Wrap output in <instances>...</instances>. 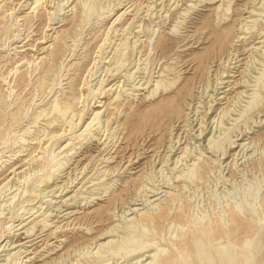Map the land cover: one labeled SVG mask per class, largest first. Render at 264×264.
I'll use <instances>...</instances> for the list:
<instances>
[{
	"label": "rangeland",
	"instance_id": "obj_1",
	"mask_svg": "<svg viewBox=\"0 0 264 264\" xmlns=\"http://www.w3.org/2000/svg\"><path fill=\"white\" fill-rule=\"evenodd\" d=\"M85 2L0 0V264H264V0Z\"/></svg>",
	"mask_w": 264,
	"mask_h": 264
},
{
	"label": "bare ground",
	"instance_id": "obj_2",
	"mask_svg": "<svg viewBox=\"0 0 264 264\" xmlns=\"http://www.w3.org/2000/svg\"><path fill=\"white\" fill-rule=\"evenodd\" d=\"M86 0H83V2H85ZM85 4H86V2H85ZM87 5V4H86ZM101 58V57H100ZM100 62V61H99ZM112 63V62H111ZM96 64V63H95ZM100 66H102V65H100ZM93 67H95V66H93ZM97 67V66H96ZM119 67V66H118ZM90 68H91V66H90ZM93 69V68H92ZM110 69H113V68H111L110 67ZM110 69H107L108 71L110 70ZM116 70H117V68H116ZM95 72V71H94ZM87 75V74H86ZM89 75V74H88ZM92 75V74H91ZM89 77V76H88ZM91 77V76H90ZM93 77V76H92ZM106 78V77H105ZM92 79V78H91ZM90 79V80H91ZM88 80V79H87ZM85 81V80H84ZM101 82H103V81H101ZM90 85H92V84H90ZM161 86H162V89H166L167 87H166V85H164V84H161V83H158L157 84V88H156V91L158 90V89H160L161 88ZM251 98V97H250ZM250 102V101H249ZM57 109V103H56V101H51L50 103H49V105H48V107L47 108H43V109H41L40 111H39V114L37 115V118L36 119H41V118H49V116H50V114L53 112V111H55ZM58 110V109H57ZM98 113H95L94 114V116H93V118L88 122V123H86V127H88L91 123H93L95 120H98L99 119V117H98V115H97ZM164 115V114H163ZM162 116V115H161ZM74 116L72 115L71 117H70V120L68 121V124H70V122H71V120H72V118H73ZM49 123H52V121L50 120L49 121ZM94 124V123H93ZM85 127V128H86ZM201 134H202V132H201ZM55 135H57V134H51V136L49 137V138H53V137H55ZM208 142H209V140H207ZM211 143V142H210ZM52 153H54V152H52ZM24 179V178H23ZM26 179V178H25ZM5 186V185H4ZM4 186H2L1 188H0V192L2 191V189L4 188ZM6 187V186H5ZM61 188V187H60ZM3 193V192H2ZM94 194H100V193H94ZM96 198V197H95ZM9 200V199H8ZM5 201V200H4ZM129 210V209H128ZM134 210V209H133ZM30 217V216H29ZM17 226V225H16ZM118 227H120V226H118ZM116 226L115 227H112V228H110V229H108L107 231H104V233H102V237L103 236H105L104 238H107V237H109L110 235H109V233H113V231H116ZM127 228V227H126ZM19 229V228H18ZM121 229V228H120ZM123 229V228H122ZM118 230V229H117ZM34 232L33 231V228L32 227H30V228H27L26 229V232ZM119 231V230H118ZM126 233V232H125ZM33 234V233H32ZM106 235H108V236H106ZM113 234H111V236H112ZM114 242V241H113ZM20 245V244H19ZM107 246L108 248H112V247H114V245H113V243L111 242V240H109L108 242H106V243H103V244H100V245H98L99 247H103V246ZM17 246V245H16ZM106 247V248H107ZM13 248H15V247H13ZM12 248V249H13ZM21 249V248H20ZM7 250V249H6ZM24 250V249H23ZM151 253V252H150ZM149 253V254H150ZM12 254V252H8V257L10 256ZM20 254V253H19ZM18 254V256H19V258L18 259H12L11 258V260H9V261H7L6 263H4V264H14L17 260L19 261V259L21 258V256ZM154 256L155 254H150L149 256ZM148 256V255H147ZM146 256V257H147ZM7 258V257H6ZM151 258V257H150ZM150 261V260H149ZM148 262V261H147ZM150 263V262H149ZM148 263V264H149ZM146 264V263H145Z\"/></svg>",
	"mask_w": 264,
	"mask_h": 264
}]
</instances>
